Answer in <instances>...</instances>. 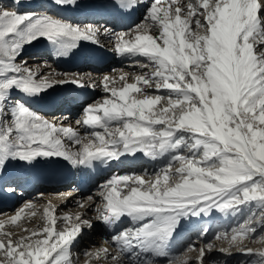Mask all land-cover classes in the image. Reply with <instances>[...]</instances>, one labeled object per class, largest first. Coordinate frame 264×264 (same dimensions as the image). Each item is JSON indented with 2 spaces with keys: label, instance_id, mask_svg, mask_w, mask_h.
<instances>
[{
  "label": "snow or ice",
  "instance_id": "obj_1",
  "mask_svg": "<svg viewBox=\"0 0 264 264\" xmlns=\"http://www.w3.org/2000/svg\"><path fill=\"white\" fill-rule=\"evenodd\" d=\"M20 2L0 0V191L18 187L15 180L4 183L13 164L32 168L62 159L88 169L137 153L164 163L151 174H113L78 200L74 213L57 214L51 202L42 208L26 202L0 220V230L11 224L23 233L0 231V264H79L72 247L94 221L112 234L85 250V264H154L157 258L207 264L213 242L198 249L192 242L181 255H173L171 245L181 220L213 213L235 221L215 234L228 244L218 250L230 255L236 249L264 264V246L244 243L256 238L258 225L264 229V0H111L121 12L144 7L138 23L118 32L107 21L85 16L88 22H76L23 10ZM53 3L79 8L82 0ZM105 36L110 50L140 71L57 78L60 73L19 59L41 38L56 57H69L82 43L107 51ZM65 84L103 92L75 122L91 129L83 135L64 125L67 117L50 121L29 104ZM26 209L29 217L41 213L43 223L18 224ZM124 217L131 226H122ZM207 232L203 228L198 238ZM259 239L264 245V235Z\"/></svg>",
  "mask_w": 264,
  "mask_h": 264
},
{
  "label": "bare ground",
  "instance_id": "obj_2",
  "mask_svg": "<svg viewBox=\"0 0 264 264\" xmlns=\"http://www.w3.org/2000/svg\"><path fill=\"white\" fill-rule=\"evenodd\" d=\"M51 1L53 0H21L20 6L23 10H33L37 12H48L49 14H57L52 7ZM89 0H84L83 6L87 7ZM98 1V0H92ZM106 1V0H100ZM95 3V2H94ZM140 11L144 12V7L141 6ZM63 17L71 18L76 22L85 20V16L88 17V20L98 21L99 23H104L107 21L115 31H120L130 27L131 22H123L118 20L115 16L111 15H96L94 13H86L81 15H76L71 17L65 13L60 14ZM139 17V14H138ZM85 20V22H88ZM135 20V19H134ZM135 21H133L134 23ZM102 41L105 45V48L108 49L110 59H107L103 64L93 65L87 62H84L73 67H67L60 64V60H57L50 51L48 47L52 45L45 38H41L37 42H33L30 45H26L19 59L26 60L30 68L36 69L40 68L44 73L55 72L60 73L57 78H63V73L68 74H82L91 72L93 75L100 74H113V69L117 71L123 70L130 73L140 71L139 68L128 67L132 63L130 58L120 57L113 53L111 48L110 37H102ZM82 45V44H81ZM102 71V72H101ZM14 95H19L14 92ZM46 95H49L46 97ZM103 92L100 88L93 90L90 87L79 88L72 84L57 85L54 88L48 89L46 92L42 93L34 101L39 99L40 102H43L46 98L48 101H51L49 105H42L39 107L33 108L37 111L38 114L43 115L48 120H57L67 117V120H64V125L67 126L71 124L72 127H79L80 133L83 135L91 129L77 126L76 120L81 116L82 109L81 107L87 100L92 98H101ZM77 112V113H76ZM163 163V161L153 162L145 158L142 154L137 153L133 156L122 157L119 161H113L108 164H96L92 168L88 169H72L76 171L74 178H72L69 183H60L57 185H47L40 180H37V174L49 172V165L55 167L58 170H62L63 160L62 159H53L49 161H41L33 166L36 169L34 175L22 174L19 176V185L16 188V191L13 192L16 194L14 197L13 203L11 205H0V220H5L8 217H11L15 212L20 209L26 202L33 201L38 207H43L47 202H51L53 205L57 206V214L62 212H76L80 209L77 206V201L86 198L89 195H92L97 191V185L102 183L104 180L110 178L113 174H121L122 172H130L131 174H144L145 171L152 173L156 168V165ZM17 164L10 165L9 172L10 174ZM54 170V169H53ZM6 174V175H7ZM123 174V173H122ZM14 179L7 180L4 183H12ZM16 183V182H15ZM17 184V183H16ZM43 194L42 199H34L38 194ZM70 193V195H68ZM21 200V201H20ZM20 201V202H18ZM18 202V204H17ZM97 202H99L97 200ZM28 210L26 209L21 213L20 223L29 224V222L34 223L33 225H39L43 221L42 214L37 213L31 217L28 216ZM89 216L95 217L94 211H89ZM126 222L130 223V219L127 217L123 218L122 226H126ZM19 223V222H17ZM95 222L91 229L85 228L82 234L77 238L75 244L72 247V252L74 256H78L79 264H85L87 257L85 255L86 249H91L94 246H101L105 243V240L110 241V236L112 234L111 229L106 228L104 224ZM128 224V223H127ZM100 225L102 228H100ZM211 222L205 224V228L212 230L210 227ZM13 226V225H12ZM214 227V223H213ZM35 228V227H34ZM99 228L101 230H99ZM194 227H189V225H181L176 233V237L171 245V253L175 255L177 250L180 248L184 239L188 237V234L192 231ZM195 229V228H194ZM190 230V232H188ZM222 243V242H221ZM202 245V240L200 241L199 247ZM220 245V244H219ZM218 245V246H219ZM110 250L113 249V245L108 243L107 245ZM219 247L214 249L212 252L206 254V259H212L215 257H227L228 262L235 259L234 254H224L221 253ZM164 258H157L154 260V264L162 263ZM104 264H110L109 261H105Z\"/></svg>",
  "mask_w": 264,
  "mask_h": 264
},
{
  "label": "rangeland",
  "instance_id": "obj_3",
  "mask_svg": "<svg viewBox=\"0 0 264 264\" xmlns=\"http://www.w3.org/2000/svg\"><path fill=\"white\" fill-rule=\"evenodd\" d=\"M142 11L139 14V17H137L136 20H134V23H138L141 18H142ZM134 23L130 24L133 25ZM102 72V71H101ZM96 100V98H92L87 100V102H85L83 104V106L81 107V109L86 105V104H90L93 103ZM77 113V112H76ZM164 163V162H163ZM162 163V164H163ZM161 163L156 165V168L154 169V171L152 173H154L160 166H162ZM123 174H131L130 172H122ZM121 173V175H123ZM71 182V181H70ZM21 201V200H20ZM18 201V202H20ZM17 202V204H18ZM2 208H0L1 210ZM237 219H240L239 217ZM19 222L18 224H20V220L17 221ZM207 222H211L210 227H212V230H208L207 235L203 238V239H199L198 238V233L205 228V224ZM43 223V221L41 222V224ZM128 223V224H127ZM213 223H214V227H213ZM34 223L29 222V224H26V227L29 228H34L37 225H33ZM126 226H130L129 222L125 223ZM181 225H189V227H194L192 229V231L189 233L188 237L186 239L183 240L180 248L177 250V252L175 253V255H181L183 253H185L187 251V247L190 243L195 242V247L198 249L199 245H200V241L202 240V244H206L207 242H213L216 247L220 248V247H227V241H222V240H214V236L218 231H222L224 228L229 227L230 225L234 226L235 221H233L230 218L224 217L222 215H220L219 213H213L212 216L210 218L208 217H201V218H196V217H189L187 220H181ZM40 225V224H39ZM102 225V224H100ZM98 225V226H100ZM100 228H102L100 226ZM99 228V230H101ZM0 231H11L17 235L23 234L20 228L14 227L11 224H5L4 229L0 230ZM264 235V229H260L259 225L257 226V233H256V238L249 240V239H245L244 243L248 244L249 246L256 248V247H261L264 246L262 245L259 237ZM222 242V243H221ZM220 244V245H219ZM219 245V246H218ZM216 249V248H215ZM197 253L194 251L192 253H190L191 256H195ZM231 254H234L235 259H233V261L228 262V258L223 256V257H215L212 259L207 260V264H256V262L258 261V257H250L244 254H241L239 251H237L236 249H232ZM160 264H167V260H164L162 263Z\"/></svg>",
  "mask_w": 264,
  "mask_h": 264
}]
</instances>
